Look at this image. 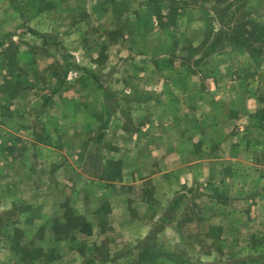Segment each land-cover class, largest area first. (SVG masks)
<instances>
[{
  "label": "rangeland",
  "instance_id": "374dc122",
  "mask_svg": "<svg viewBox=\"0 0 264 264\" xmlns=\"http://www.w3.org/2000/svg\"><path fill=\"white\" fill-rule=\"evenodd\" d=\"M0 43V264H264V0H0Z\"/></svg>",
  "mask_w": 264,
  "mask_h": 264
},
{
  "label": "trees",
  "instance_id": "16d2710c",
  "mask_svg": "<svg viewBox=\"0 0 264 264\" xmlns=\"http://www.w3.org/2000/svg\"><path fill=\"white\" fill-rule=\"evenodd\" d=\"M218 11V10H217ZM216 11V12H217ZM228 11V7L227 8H224L221 12H222V14L224 15L226 12ZM218 21H219V23H222L223 22V16H219V18H218ZM32 33V32H31ZM33 34V33H32ZM218 35L216 36V37H214L212 40H211V42L209 43V44H207L206 46H205V48L203 49V51H202V56L200 57V59L198 60V61H196V65H199L205 58H207V57H209V56H211L212 54H214L216 51H217V49L219 48V43H221V41H222V31H218V33H217ZM0 45H1V43H0ZM95 82H97V80L95 81ZM99 86V88L103 91V96H104V100H106V99H109V97L111 96V92L108 90V89H106L105 87H103L102 85H98ZM49 101H50V97L49 98H47L44 102H43V104H42V108H44L48 103H49ZM106 107H108V105L106 104ZM180 197H178V198H176V199H174L172 202H171V204H170V207H169V210L167 211V213H165L164 215H163V217H162V223H164L168 218V216L169 215H171V213H173L174 211H176V209L179 207V205H180ZM143 255H145V256H143ZM143 255H140L139 256V259H138V262L137 263H140V262H149V261H151L152 260V258L150 257V256H146V252H144V254ZM147 258L146 260H143L144 258ZM84 264H95L94 263V261H92V260H88V261H86Z\"/></svg>",
  "mask_w": 264,
  "mask_h": 264
}]
</instances>
